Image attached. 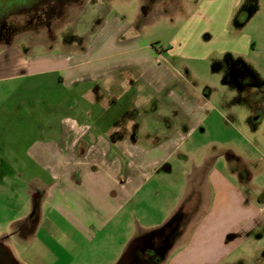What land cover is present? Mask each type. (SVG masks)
Wrapping results in <instances>:
<instances>
[{
  "label": "crops",
  "instance_id": "0c3cea01",
  "mask_svg": "<svg viewBox=\"0 0 264 264\" xmlns=\"http://www.w3.org/2000/svg\"><path fill=\"white\" fill-rule=\"evenodd\" d=\"M111 10L86 40L77 38L76 51L49 48L25 59L26 69L19 75L26 80L23 87L49 88L50 96L40 98L42 124L15 132L16 141L0 122V176L20 179L34 209L15 230L2 227L1 219L0 249L16 264H138L160 241V264H221L264 224V200L245 190L252 185L247 160L225 150L229 163L234 159L241 164L232 170L235 180L214 157L204 158L192 183L188 180L185 192L174 200L172 181L158 173L168 159L155 152L168 143L181 145L187 138L179 136L180 130L195 131L214 110L264 150V93L240 90L237 99L221 97L217 103L210 100L212 90L197 99L167 96L161 104L176 116L172 126H144L143 115L125 120L128 100L119 91L127 78L132 84L144 77L133 71L147 73L149 84L160 90L171 76L159 74L155 65L163 53L151 43L139 44L146 6L133 25H125L124 17ZM237 13L236 7L221 23L219 49L195 53L233 59L255 50L243 26L233 28ZM209 37L201 38L204 44L213 35ZM183 46L179 41L165 52ZM252 67L250 63L245 70L250 80ZM225 83L237 88L232 80ZM145 101L152 99L134 97L140 110ZM171 170L167 165L165 172ZM173 231L180 233L176 240L169 238ZM16 236L19 253L12 245ZM152 261L159 262L155 255Z\"/></svg>",
  "mask_w": 264,
  "mask_h": 264
},
{
  "label": "rangeland",
  "instance_id": "374dc122",
  "mask_svg": "<svg viewBox=\"0 0 264 264\" xmlns=\"http://www.w3.org/2000/svg\"><path fill=\"white\" fill-rule=\"evenodd\" d=\"M146 1L145 3V0H75L61 7H53L52 2L46 7L41 5L32 10H20L0 18V122L5 123L3 125L5 133L16 141L15 132L42 124L40 106L44 105L40 98L50 96V91L45 87L35 89L23 87L26 80L19 75L26 69L25 59L28 54L41 53L49 48L56 52L76 51L77 38L85 39L89 31L101 23L110 9L124 17L125 25H133L142 7L146 6L144 21L147 23L138 21L141 23L138 29L141 33L139 44L155 45L154 47L163 53L155 63L160 70L159 74L163 71L162 75L167 73L171 76L168 86L160 90L150 85L151 80L148 79L147 73L141 70L133 71L134 76L142 73L144 77L142 76L143 80L137 77L132 84L127 78L123 85L124 89L119 91L128 100L125 120H128V117L139 118L143 115L141 118L146 121L144 126H172L176 116H171L168 109L161 104L162 99L167 96L176 99L181 98L183 94L197 99L199 95L212 90L210 100L217 103L221 97L232 96L237 99L242 92L264 93V0ZM236 7L238 13L233 28L243 26L244 32L250 34L255 42L256 49L243 58L229 59V56L222 58L223 56L215 55L202 58L201 55H197L195 50H199V54H206L221 47L218 39L224 36H219L221 33L219 27ZM155 8L158 9L157 12L154 11ZM48 12L52 15L45 14ZM123 28L128 29V26ZM132 30L137 31L135 27ZM210 34L213 37L208 39L205 45L201 38L209 37ZM215 35L219 37L216 38ZM179 41L183 43V47H176L174 52L168 54L165 52L168 48L176 46ZM9 43L15 46L13 50L6 47ZM250 63L253 64L252 80L245 73ZM220 64H230V68L227 66L217 70ZM227 80L236 82L238 89L226 84ZM139 96L142 99H152V102H143L145 107L140 110L134 102V97ZM154 105H157V109L152 110L150 107ZM16 106L20 108L18 112L13 111ZM226 121L218 110H214L203 125L193 131L194 133L187 134V129L180 130L179 136L184 140L187 138L181 145L175 148L174 144L168 143L166 148L155 152L158 158L168 159L158 173L168 175L172 181L174 200L185 192L188 180L190 184L192 183V177L197 172L196 167L204 158L214 157L217 166L229 172L236 180L238 177L232 170L237 171L241 164L234 159L229 163L230 157L225 150L230 148L247 160L252 173V185L247 186L245 190L259 200H264V150H259L255 138L236 133ZM165 134L161 135L162 139L165 138ZM167 165L172 166L169 172H165ZM29 209L31 213L34 211L20 179L0 176L2 227L15 230V225L23 220ZM179 235V231H173L169 238L176 240ZM160 244L159 241L158 245ZM12 245L19 253L20 243L17 236L13 238ZM158 245L155 246L156 249L152 248L151 254L142 255V263L138 264H152L153 255L157 256L159 261L157 264H160L163 249ZM6 260L9 264H16L13 258L6 256ZM122 263L130 262L124 260ZM221 264H264V224Z\"/></svg>",
  "mask_w": 264,
  "mask_h": 264
},
{
  "label": "flooded vegetation",
  "instance_id": "af4514ba",
  "mask_svg": "<svg viewBox=\"0 0 264 264\" xmlns=\"http://www.w3.org/2000/svg\"><path fill=\"white\" fill-rule=\"evenodd\" d=\"M72 2L75 0H0V18H4L12 13H15L20 10H32L38 6L46 7L47 4L53 2V7H61L64 6L68 2ZM50 14L51 13H45ZM173 233V232H172ZM161 249H163L162 245ZM158 251V249H157ZM0 264H9L6 260L5 253L0 249Z\"/></svg>",
  "mask_w": 264,
  "mask_h": 264
},
{
  "label": "trees",
  "instance_id": "16d2710c",
  "mask_svg": "<svg viewBox=\"0 0 264 264\" xmlns=\"http://www.w3.org/2000/svg\"><path fill=\"white\" fill-rule=\"evenodd\" d=\"M155 46V45H154Z\"/></svg>",
  "mask_w": 264,
  "mask_h": 264
}]
</instances>
